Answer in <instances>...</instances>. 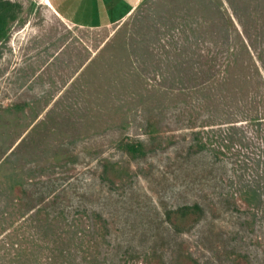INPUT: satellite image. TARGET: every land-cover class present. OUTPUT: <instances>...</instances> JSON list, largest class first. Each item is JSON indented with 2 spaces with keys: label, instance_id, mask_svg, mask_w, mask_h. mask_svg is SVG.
<instances>
[{
  "label": "rangeland",
  "instance_id": "rangeland-1",
  "mask_svg": "<svg viewBox=\"0 0 264 264\" xmlns=\"http://www.w3.org/2000/svg\"><path fill=\"white\" fill-rule=\"evenodd\" d=\"M67 11L0 0V264H264V0Z\"/></svg>",
  "mask_w": 264,
  "mask_h": 264
},
{
  "label": "crops",
  "instance_id": "crops-1",
  "mask_svg": "<svg viewBox=\"0 0 264 264\" xmlns=\"http://www.w3.org/2000/svg\"><path fill=\"white\" fill-rule=\"evenodd\" d=\"M55 10L63 17H69L68 8H83L86 13L81 23H98L104 26L125 20L139 6L142 0H51ZM67 7V8H65ZM89 15L91 18H89Z\"/></svg>",
  "mask_w": 264,
  "mask_h": 264
},
{
  "label": "bare ground",
  "instance_id": "bare-ground-1",
  "mask_svg": "<svg viewBox=\"0 0 264 264\" xmlns=\"http://www.w3.org/2000/svg\"><path fill=\"white\" fill-rule=\"evenodd\" d=\"M44 3L47 5V6H49L56 14H59L56 10H55V8H54V6H53V3H52V1L51 0H44ZM60 15V14H59Z\"/></svg>",
  "mask_w": 264,
  "mask_h": 264
}]
</instances>
